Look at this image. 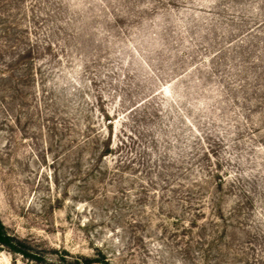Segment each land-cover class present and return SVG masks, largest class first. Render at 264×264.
<instances>
[{
	"label": "rangeland",
	"instance_id": "rangeland-1",
	"mask_svg": "<svg viewBox=\"0 0 264 264\" xmlns=\"http://www.w3.org/2000/svg\"><path fill=\"white\" fill-rule=\"evenodd\" d=\"M0 264H264V0H0Z\"/></svg>",
	"mask_w": 264,
	"mask_h": 264
},
{
	"label": "trees",
	"instance_id": "trees-1",
	"mask_svg": "<svg viewBox=\"0 0 264 264\" xmlns=\"http://www.w3.org/2000/svg\"><path fill=\"white\" fill-rule=\"evenodd\" d=\"M0 244L8 246L14 252H21L24 255L28 254L25 251V249L22 247V243H20L19 241H15V239L5 231V227L1 221H0Z\"/></svg>",
	"mask_w": 264,
	"mask_h": 264
}]
</instances>
